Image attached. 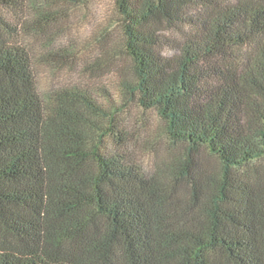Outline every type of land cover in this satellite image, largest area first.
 Masks as SVG:
<instances>
[{
    "label": "trees",
    "instance_id": "trees-1",
    "mask_svg": "<svg viewBox=\"0 0 264 264\" xmlns=\"http://www.w3.org/2000/svg\"><path fill=\"white\" fill-rule=\"evenodd\" d=\"M90 1L0 0V264H264V0H112L117 101L42 78ZM131 104L169 143L149 167Z\"/></svg>",
    "mask_w": 264,
    "mask_h": 264
},
{
    "label": "rangeland",
    "instance_id": "rangeland-1",
    "mask_svg": "<svg viewBox=\"0 0 264 264\" xmlns=\"http://www.w3.org/2000/svg\"><path fill=\"white\" fill-rule=\"evenodd\" d=\"M58 27L61 31L58 44L62 48L73 46L78 60L73 68H64L55 73L43 68V81L54 87L84 84L97 91L101 100L110 98L117 101L120 97L117 83L121 79L131 78L132 63L121 53V18L113 1L91 0L82 8L73 9ZM159 28L160 34L168 38H175L179 34L162 26ZM32 43L35 51H38L37 44ZM124 111L126 129L134 144L130 150L138 160L149 167L157 157H165L169 143L155 112L143 111L134 104Z\"/></svg>",
    "mask_w": 264,
    "mask_h": 264
}]
</instances>
